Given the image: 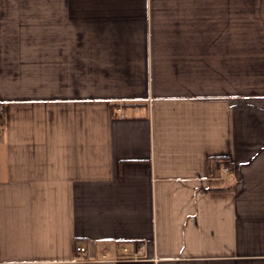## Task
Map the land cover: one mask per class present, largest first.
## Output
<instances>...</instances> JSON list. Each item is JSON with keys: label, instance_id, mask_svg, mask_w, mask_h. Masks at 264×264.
Segmentation results:
<instances>
[{"label": "crops", "instance_id": "0c3cea01", "mask_svg": "<svg viewBox=\"0 0 264 264\" xmlns=\"http://www.w3.org/2000/svg\"><path fill=\"white\" fill-rule=\"evenodd\" d=\"M0 103V264H264V0H0Z\"/></svg>", "mask_w": 264, "mask_h": 264}, {"label": "built area", "instance_id": "2783aa9c", "mask_svg": "<svg viewBox=\"0 0 264 264\" xmlns=\"http://www.w3.org/2000/svg\"><path fill=\"white\" fill-rule=\"evenodd\" d=\"M3 115H4V107H3V105L0 103V119L3 118ZM76 250H77V252H81V253H85V252H86V250H85L84 247H78Z\"/></svg>", "mask_w": 264, "mask_h": 264}]
</instances>
